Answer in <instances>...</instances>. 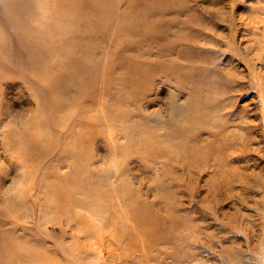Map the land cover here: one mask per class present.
<instances>
[{
  "label": "rangeland",
  "instance_id": "rangeland-1",
  "mask_svg": "<svg viewBox=\"0 0 264 264\" xmlns=\"http://www.w3.org/2000/svg\"><path fill=\"white\" fill-rule=\"evenodd\" d=\"M62 1L0 0L8 264H264V0H76L33 65Z\"/></svg>",
  "mask_w": 264,
  "mask_h": 264
},
{
  "label": "bare ground",
  "instance_id": "bare-ground-1",
  "mask_svg": "<svg viewBox=\"0 0 264 264\" xmlns=\"http://www.w3.org/2000/svg\"><path fill=\"white\" fill-rule=\"evenodd\" d=\"M80 2V1H79ZM79 2H76V0H63L61 5H62V9H59L57 12H55L54 14L51 13L50 16H48L47 14H43L40 13L37 15V19H32L31 22H29L30 24L28 25V27H26V31L28 33V37L32 40V43H31V46H35V50H32L29 54V59L28 61L31 63V64H35L36 66L37 65H41V64H48V67L50 65V69L51 68V65L53 64H56L58 61L53 59L52 57H50L49 55H47L48 53V46L45 44L46 43V40H45V34L46 33H53L54 29L57 30V29H60L62 31V27H68L67 29H69L68 31L69 32H74L75 29H77L76 27L79 25V22L81 21V18H79V15L80 14V8H79ZM34 6V5H33ZM31 7V6H29ZM37 9V8H36ZM35 11L36 10H33L32 11V15L36 16L35 15ZM113 15H119V14H116L114 13ZM33 16V17H34ZM64 16H71V18H75V19H72V20H69V19H65ZM32 17V18H33ZM34 20H36V22H42V26L44 27H39L38 28V25L36 23H32L34 22ZM39 20V21H38ZM80 20V21H79ZM52 26V27H51ZM54 27V28H53ZM71 28V29H70ZM127 30L131 31V30H134V26L131 25L129 27L126 28ZM46 31V33H45ZM79 33H81L80 35H82V32H80L79 30ZM77 33V35L79 34ZM88 34L90 36H92V34H90L88 32ZM63 36V35H62ZM60 37L59 39H61L60 41L63 42L62 38L63 37ZM85 35H82L81 37H83ZM65 38V37H64ZM63 38V39H64ZM33 46V47H34ZM61 64H73V63H79V60L77 61H71V58H68L66 59L65 61H60ZM57 79L58 80H61L62 77L60 76V74L57 76ZM2 119V118H0ZM7 146V145H6ZM27 156L28 153H27ZM25 160H23L24 162ZM67 161V160H66ZM23 162H21V164L25 165ZM68 162V161H67ZM66 162V163H67ZM156 162V161H155ZM20 163V162H19ZM28 162H26L27 164ZM68 164V163H67ZM64 165V164H63ZM158 165V164H157ZM56 166V165H55ZM159 166V165H158ZM19 167V166H18ZM65 167V166H64ZM58 170V169H57ZM27 171H31V169H27ZM25 174V173H24ZM150 180V179H149ZM148 180V181H149ZM50 184V183H49ZM151 186V185H150ZM149 186V188H150ZM152 189V188H151ZM49 196V195H48ZM47 197V196H46ZM50 205V204H49ZM76 208V207H75ZM28 210V209H27ZM44 211V210H43ZM70 211V210H69ZM17 212V210H16ZM49 212V211H48ZM26 213V212H25ZM46 213V212H44ZM43 213V214H44ZM50 213V212H49ZM47 213V214H49ZM54 214V213H53ZM23 215H26V214H23ZM31 215V214H29ZM45 215V214H44ZM50 215V214H49ZM37 216V215H36ZM41 216V215H40ZM47 216V215H46ZM44 216V217H46ZM57 217V216H56ZM50 218V217H49ZM47 217V219H49ZM58 218V217H57ZM50 221V220H49ZM98 243V242H97ZM3 246V245H2ZM5 249V248H4ZM4 249H0V264H8V259L6 257H8V254L9 252ZM11 253V252H10Z\"/></svg>",
  "mask_w": 264,
  "mask_h": 264
}]
</instances>
